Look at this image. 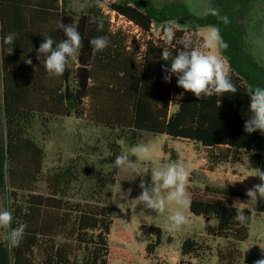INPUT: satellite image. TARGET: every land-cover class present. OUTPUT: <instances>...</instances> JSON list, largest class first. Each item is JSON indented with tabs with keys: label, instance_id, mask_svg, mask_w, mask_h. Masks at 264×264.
<instances>
[{
	"label": "trees",
	"instance_id": "trees-1",
	"mask_svg": "<svg viewBox=\"0 0 264 264\" xmlns=\"http://www.w3.org/2000/svg\"><path fill=\"white\" fill-rule=\"evenodd\" d=\"M254 2L212 0V8L228 17L230 22L225 25L211 14H193L183 2L156 6L148 1L100 0L99 4L142 31L144 42L139 46L123 31H113L109 17L98 8L89 6L76 17L68 12L67 0H0V37L17 34L13 45L0 40V209L12 212L13 228L27 224L24 238L15 249H10L0 235V264H111L115 259L136 264L128 251L110 239L117 222L115 208L107 205L106 198L116 182L117 169L96 173L88 168L95 177V188L89 197L79 198L74 191L79 172L73 164L44 173L46 152L32 136L39 119L48 127L61 117L85 118L110 129L115 132L109 143L113 158L121 155L120 141L127 140L133 146L139 143L142 132H148L201 146L211 171L222 164L238 163L243 155L264 170V134L244 131L251 116L249 95L256 87L264 88V65L247 46L243 25ZM91 17L103 21L102 31L89 22ZM58 20L78 28L83 47L62 76L50 78L36 59V50L45 36L53 38L54 47L65 39L56 27ZM169 21L185 27H219L228 44L221 51L230 66L236 93L198 99L177 86L175 75L170 82L164 81L163 68L170 67L171 61L161 59L162 50L167 47L175 56L183 47L179 40L186 35L184 28L176 29L175 39L167 43L163 28ZM156 26L161 28L159 37L153 33ZM98 36H107L110 41L103 51H94L89 44ZM196 37H192L194 45ZM9 47H14L10 55ZM29 58L31 65L25 63ZM164 152L177 157L167 145ZM42 181L46 193L38 191ZM259 183L258 177L254 185L237 190L221 179L201 187L196 171L191 173L187 189L190 212L207 221L216 220L214 237L228 241L218 250L220 264L239 262L242 252L238 243L248 240L254 213H264V200L257 205L233 206L237 201L246 203V192ZM237 207L245 208L247 224L235 219ZM119 234L129 238L123 231ZM162 239V230L152 225L147 259L158 258ZM168 242L172 243L171 237ZM206 249H210L206 243L188 238L181 256L197 259ZM180 263L185 262L181 259Z\"/></svg>",
	"mask_w": 264,
	"mask_h": 264
},
{
	"label": "rangeland",
	"instance_id": "rangeland-1",
	"mask_svg": "<svg viewBox=\"0 0 264 264\" xmlns=\"http://www.w3.org/2000/svg\"><path fill=\"white\" fill-rule=\"evenodd\" d=\"M114 1L117 0H109V2ZM126 1H148L156 6H163L171 2H183L193 14L200 17L206 16L208 9L212 8V0ZM89 6L90 0H69V12L76 17L82 12H86ZM99 9L104 16L109 10L106 5H102ZM243 25L246 29L247 46L255 58L264 65V0H255L249 17L243 20ZM181 28L186 30V35L197 36L196 42L199 44L208 27H185L176 23V29ZM153 33L159 37L161 28L154 27ZM216 54L224 58L228 64L221 49H218ZM175 108L174 106L173 110ZM32 136L46 152L45 174L55 173L62 168H68L71 164L76 167L79 172V181L74 185V191L79 198L89 197L95 188V177L87 172L88 168L96 173H106L114 169L109 165L115 162L109 143L114 140L115 132L97 126L85 118L61 117L52 120L48 127H44L42 120L39 119L32 131ZM119 143L122 147L121 154L129 152L135 146L130 145L127 140H122ZM137 144L154 145L156 152L150 161H141L134 156L131 157L136 162V174L116 168L118 171L116 182L110 187V195L106 198L107 205L115 208L114 219L117 222L111 231V241L128 251L131 257L136 260V264H181V259L184 260V264H220L218 250L225 248L228 241L214 237L213 231L217 227L216 220L207 221L203 217L195 216L189 208L184 211L192 222L178 232H168L165 229V224L169 210L166 209L165 213L158 215L155 211L146 209L143 204L137 205L133 200L142 191L139 187L141 180L145 181L146 185L151 184L150 172L144 173L152 167L182 159L190 170V176L192 171H196L201 187L224 179L228 180L233 188L244 190L257 181L258 177L255 176L257 172L252 169H259L258 164L250 156L243 155L240 162L222 164L215 171H211L208 167L207 152L195 143L172 140L166 135L142 132V137ZM166 145L175 150L176 159L171 158L170 153L164 152ZM38 191L46 193L47 187L44 181L39 183ZM119 204L125 208L123 211L118 207ZM152 225L159 227L163 232L162 244L157 250L158 258L153 261L146 258L149 228ZM121 231L125 232L129 238L121 237L119 234ZM170 237L172 243L168 242ZM188 238L196 239L199 243L204 242L209 245L210 249H206L197 259L182 257V245ZM238 248L242 252V258L237 264H254L256 260L264 259V250H262L264 249V213H254L249 228V238L245 242H239ZM111 264L128 263L121 259H115Z\"/></svg>",
	"mask_w": 264,
	"mask_h": 264
},
{
	"label": "clouds",
	"instance_id": "clouds-1",
	"mask_svg": "<svg viewBox=\"0 0 264 264\" xmlns=\"http://www.w3.org/2000/svg\"><path fill=\"white\" fill-rule=\"evenodd\" d=\"M96 3L99 4L100 0H96ZM208 14L218 17L225 25L230 22L227 16H220L218 9L210 8ZM89 22L97 24L98 31L103 30L101 19L91 17ZM56 27L63 31L65 39L56 43L54 47L55 41L53 38L45 36L36 50V59L41 61L50 78L62 76L68 64L77 59L79 50L83 47L82 36L75 25L65 24L63 21L58 20L56 21ZM175 30V21H169L164 26L163 35L167 43L171 44L175 39ZM16 36V33H10L7 36L0 37V40L4 45H13ZM89 44L94 51H103L109 46L110 41L107 36H98L92 38ZM178 44L183 47L177 51L175 56L167 47L162 50L161 59L165 62L171 61L170 63L167 62L170 67L163 68L165 82H170L172 76L175 75L177 86L186 92H191L198 99L237 92V88L230 78V66L224 58L216 54L218 49H227L228 47L220 34L218 26H208L206 33L202 36V41L197 45L193 44L191 35L182 37ZM13 50L14 47H9L7 49L8 54H12ZM25 63L31 65L32 60L30 58L25 59ZM249 96L250 106L248 111L251 116L244 124V131L249 134L260 131L261 134H264V88H254ZM155 152L154 145L137 144L129 152H123L121 155L116 156L115 162L109 165L136 174V162L131 157L134 156L141 161H150L154 158ZM252 170L257 172L255 176L259 177L261 183L246 192L248 197L246 203L237 201L233 206L257 205L261 200H264V170ZM149 172L151 184L146 185L145 181L141 180L139 187L142 191L133 201L137 205L143 204L146 209H151L158 215L165 213L166 209L169 210L165 229L168 232L180 231L192 222L184 211L189 209L191 205L187 190L190 182L189 168L181 159L152 167L146 170L144 174ZM118 207L121 211L125 209L122 204H119ZM235 219L241 224H247L249 216L246 215L244 207L236 208ZM12 223V212L7 209H0V235L8 243L10 249H15L19 247L24 238L27 224L20 223L13 228ZM254 264H264V259H258Z\"/></svg>",
	"mask_w": 264,
	"mask_h": 264
},
{
	"label": "built area",
	"instance_id": "built-area-1",
	"mask_svg": "<svg viewBox=\"0 0 264 264\" xmlns=\"http://www.w3.org/2000/svg\"><path fill=\"white\" fill-rule=\"evenodd\" d=\"M106 15L109 17L111 29L113 31H123L130 36L131 43L134 42L136 45L142 46L144 42V35L137 26L124 17L117 15L114 11L108 10Z\"/></svg>",
	"mask_w": 264,
	"mask_h": 264
},
{
	"label": "crops",
	"instance_id": "crops-1",
	"mask_svg": "<svg viewBox=\"0 0 264 264\" xmlns=\"http://www.w3.org/2000/svg\"><path fill=\"white\" fill-rule=\"evenodd\" d=\"M67 6H68V12H69V0H67ZM101 6H102V4H98V3L94 2L93 0H90V7L91 8L93 7L95 9H97V8L99 9ZM231 179H233V178H231Z\"/></svg>",
	"mask_w": 264,
	"mask_h": 264
}]
</instances>
